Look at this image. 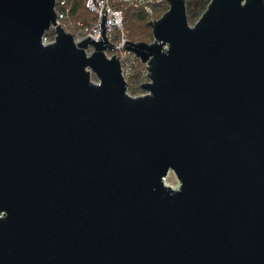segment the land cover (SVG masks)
Segmentation results:
<instances>
[{
    "label": "water",
    "instance_id": "water-1",
    "mask_svg": "<svg viewBox=\"0 0 264 264\" xmlns=\"http://www.w3.org/2000/svg\"><path fill=\"white\" fill-rule=\"evenodd\" d=\"M55 2L0 0V264H264V0H167L138 97Z\"/></svg>",
    "mask_w": 264,
    "mask_h": 264
},
{
    "label": "built area",
    "instance_id": "built-area-1",
    "mask_svg": "<svg viewBox=\"0 0 264 264\" xmlns=\"http://www.w3.org/2000/svg\"><path fill=\"white\" fill-rule=\"evenodd\" d=\"M166 3L168 7L167 0H86V8L92 13L93 20L90 25H84L83 23H77L74 26L73 42L77 44L83 39L90 37L95 41L100 40V20L102 16L101 10H105V28L103 35L106 37L108 43L114 46L113 50L106 48L104 50V55L106 58H111L113 55L115 58L118 57L120 63V69L122 77L126 83V93L131 97H138L147 94L146 91L142 90L141 86L138 88L137 93L132 94L129 90V86L132 84V79L134 77L136 66L140 63L139 59L130 50L123 48L125 40H128L126 35V29L124 27V12L126 8L132 7L142 10L146 13H151L153 8H157L160 5ZM54 11L56 14L55 24H59L63 28L65 19L68 15V6L65 0H56ZM55 24L51 25L48 30H46L41 37V44L48 45L55 41L56 32ZM93 52V47L88 46L85 49L86 56H90ZM141 64V63H140ZM143 66L144 79L141 84L147 83L149 80L147 78L146 65ZM140 84V85H141Z\"/></svg>",
    "mask_w": 264,
    "mask_h": 264
},
{
    "label": "trees",
    "instance_id": "trees-1",
    "mask_svg": "<svg viewBox=\"0 0 264 264\" xmlns=\"http://www.w3.org/2000/svg\"><path fill=\"white\" fill-rule=\"evenodd\" d=\"M68 6V15L63 24V29L69 33H73L74 26L77 23L90 25L93 20V15L86 8V0H65ZM210 0H185L186 15L189 24L195 23L201 14L205 11ZM164 8L163 12L167 10V4L164 3L159 8ZM158 8V7H157ZM155 8L151 13H146L142 10L128 7L124 12V27L128 33V39L135 43H148L152 40L151 30L147 23L151 21V14L155 13ZM160 14L154 16L158 19ZM153 18V19H154ZM143 67L139 64L136 66V73L133 77V83L139 88L142 80L144 79Z\"/></svg>",
    "mask_w": 264,
    "mask_h": 264
},
{
    "label": "rangeland",
    "instance_id": "rangeland-1",
    "mask_svg": "<svg viewBox=\"0 0 264 264\" xmlns=\"http://www.w3.org/2000/svg\"><path fill=\"white\" fill-rule=\"evenodd\" d=\"M164 9V8H163ZM163 9L160 7H158V8H155V13H153V14H151V16L150 17H152L151 18V20H156L155 18H154V16L155 15H157V14H160V16L165 12H163ZM168 9V8H167ZM159 16V17H160ZM154 18V19H153ZM194 24V23H193ZM193 24H190V25H193ZM126 35H127V37H128V33H127V30H126ZM151 35H152V33H151ZM153 41V37H152V40H151V42ZM151 42H148V43H151ZM140 64V63H139ZM138 64V65H139ZM141 65V64H140ZM142 66V65H141ZM143 67V66H142ZM135 73H136V71H135ZM92 80L94 81V82H96L97 80L92 76ZM132 81H134L133 79H132ZM129 90H130V92L132 93V94H135V93H137V91H138V87L132 82V84L129 86ZM164 183L166 184V185H168V186H170V187H172V188H176L177 186H178V181H177V178H176V176L174 175V173L173 172H169V174L165 177V179H164Z\"/></svg>",
    "mask_w": 264,
    "mask_h": 264
}]
</instances>
